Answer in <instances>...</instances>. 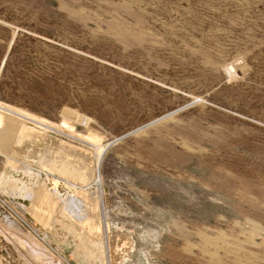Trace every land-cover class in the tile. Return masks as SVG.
I'll use <instances>...</instances> for the list:
<instances>
[{"label": "rangeland", "instance_id": "1", "mask_svg": "<svg viewBox=\"0 0 264 264\" xmlns=\"http://www.w3.org/2000/svg\"><path fill=\"white\" fill-rule=\"evenodd\" d=\"M263 24L264 0H0V264L86 237L83 264H264Z\"/></svg>", "mask_w": 264, "mask_h": 264}, {"label": "bare ground", "instance_id": "2", "mask_svg": "<svg viewBox=\"0 0 264 264\" xmlns=\"http://www.w3.org/2000/svg\"><path fill=\"white\" fill-rule=\"evenodd\" d=\"M207 1V0H206ZM178 4V3H177ZM254 6V5H253ZM143 8V7H142ZM93 9V8H92ZM237 10V9H236ZM198 12V11H197ZM237 13V12H236ZM220 14V13H219ZM202 17V16H201ZM223 22V21H222ZM213 25V24H212ZM264 25V24H263ZM233 26V25H232ZM123 34V33H122ZM239 43V42H238ZM141 44V43H140ZM238 50V49H237ZM184 51V50H183ZM212 52V51H211ZM236 71V70H235ZM229 73V71H228ZM241 73V72H240ZM230 74V73H229ZM252 75V74H251ZM228 77V76H227ZM196 99V98H195ZM237 117V116H236ZM28 118V117H27ZM30 120H32L34 123H36L37 125H39L41 128H49L51 130H54L56 132H62V130H64L63 128L61 129L59 125H54L51 122L48 121H40L37 118L31 117ZM175 120V119H174ZM26 131V130H25ZM69 131V130H68ZM89 132V131H88ZM38 133V132H37ZM35 135V134H34ZM38 135H40L38 133ZM46 135V134H45ZM44 135V136H45ZM33 137V136H32ZM42 137V136H41ZM48 139V135L46 136ZM37 138V137H36ZM44 138V137H42ZM41 138V139H42ZM52 138V137H51ZM75 138V137H72ZM53 139V138H52ZM76 139V138H75ZM45 140V138H44ZM78 140V139H77ZM38 141V140H37ZM55 141V142H54ZM54 143L57 144L56 146H58L59 148H63L65 149L64 152H66L67 150H70L71 154H68L66 152V156H65V163H62L60 160L58 161V159L56 158V156L59 154L56 150L59 149L57 148L56 154L54 155V160H52L51 162H49V164L47 165L49 167V171L50 173L53 174L54 177H56V174L59 175H65V180L66 182L70 183L69 180L73 177V176H78V182L83 183L85 177L89 176V173L87 171H85V168L89 169V170H94L96 169L94 166V169H92V158L91 155L86 154L89 151H86V149H84L83 147H77L76 145H73L71 143H69L66 140H60V139H54ZM46 144V143H45ZM54 144V145H55ZM42 147V146H41ZM49 147V146H48ZM50 149V148H49ZM53 151V150H51ZM42 152V151H41ZM63 152V150H62ZM63 152V153H64ZM53 153V152H51ZM42 154V153H41ZM63 155V154H62ZM43 156V155H42ZM86 156V157H85ZM41 157V156H40ZM53 157V155H52ZM88 157V158H87ZM41 160V159H40ZM70 162V163H69ZM72 162V163H71ZM74 163V164H73ZM28 164V163H27ZM56 173V174H54ZM67 178V179H66ZM55 180V179H54ZM67 184V183H65ZM71 184V183H70ZM71 186H75L74 184H71ZM49 191V189H48ZM80 195V194H79ZM81 196V195H80ZM63 216V215H60ZM72 221V220H71ZM58 224L60 225V227L62 229H66L69 232H76V225L72 222H68L64 220V216L62 217V219L57 221ZM88 235V234H87ZM82 242H84V246L82 249L81 254L76 258V260H78V262L80 264H83L84 261H95V259L97 258H101L100 253H101V246L99 244H94L92 242H90L91 240L89 239V237L83 238L82 240H80ZM97 241V242H96ZM93 240V242L99 243L98 240ZM104 243V242H102ZM81 244V243H80ZM33 245V243H32ZM81 246V245H80ZM42 249V248H41ZM79 249V248H78ZM255 249V248H254ZM79 251V250H78ZM36 253V252H35ZM47 257V256H46ZM48 264V263H47ZM111 264V263H110Z\"/></svg>", "mask_w": 264, "mask_h": 264}, {"label": "built area", "instance_id": "3", "mask_svg": "<svg viewBox=\"0 0 264 264\" xmlns=\"http://www.w3.org/2000/svg\"><path fill=\"white\" fill-rule=\"evenodd\" d=\"M32 227V226H31Z\"/></svg>", "mask_w": 264, "mask_h": 264}]
</instances>
